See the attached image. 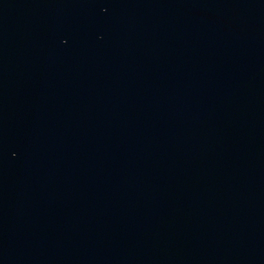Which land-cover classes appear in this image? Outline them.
I'll list each match as a JSON object with an SVG mask.
<instances>
[{
    "label": "water",
    "instance_id": "water-1",
    "mask_svg": "<svg viewBox=\"0 0 264 264\" xmlns=\"http://www.w3.org/2000/svg\"><path fill=\"white\" fill-rule=\"evenodd\" d=\"M0 264H264V0H0Z\"/></svg>",
    "mask_w": 264,
    "mask_h": 264
}]
</instances>
